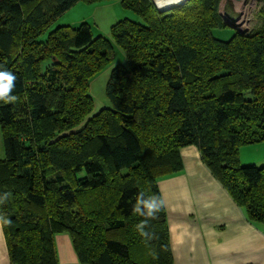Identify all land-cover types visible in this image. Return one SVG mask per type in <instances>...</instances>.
<instances>
[{"label": "trees", "instance_id": "16d2710c", "mask_svg": "<svg viewBox=\"0 0 264 264\" xmlns=\"http://www.w3.org/2000/svg\"><path fill=\"white\" fill-rule=\"evenodd\" d=\"M0 0V70L15 77L0 101V216L9 264H59L54 236L69 235L77 264H173L166 211L134 208L161 195L195 146L246 219L264 225V163L242 165L239 148L264 141V0L256 24L222 40L220 0L159 11L119 0L142 21L110 27L125 64L114 66L111 106L90 116V78L113 59L112 42L88 23L57 19L78 2ZM53 23L58 26L39 39ZM147 220L141 236L136 225Z\"/></svg>", "mask_w": 264, "mask_h": 264}, {"label": "crops", "instance_id": "0c3cea01", "mask_svg": "<svg viewBox=\"0 0 264 264\" xmlns=\"http://www.w3.org/2000/svg\"><path fill=\"white\" fill-rule=\"evenodd\" d=\"M180 153L183 170L158 182L173 264H264V225L246 219L195 146H185ZM3 156L0 134V159ZM256 162L262 164L264 156L251 164ZM54 242L59 264L78 263L69 235L57 234ZM0 264H9L2 228Z\"/></svg>", "mask_w": 264, "mask_h": 264}, {"label": "rangeland", "instance_id": "374dc122", "mask_svg": "<svg viewBox=\"0 0 264 264\" xmlns=\"http://www.w3.org/2000/svg\"><path fill=\"white\" fill-rule=\"evenodd\" d=\"M226 3L234 5L236 10L246 11V18L250 19L247 26H250L252 23L251 27H253L256 24V13L259 4L256 0H220V14ZM237 5L239 6V9H237ZM123 18H128L134 21L136 20L142 23L141 19L134 12L123 8L120 5L119 0H108L93 4L78 2L57 19V24L67 23L74 27L82 22L88 23L94 37L102 36L112 42L114 51L113 59L89 80L88 94L93 99V109L90 116L101 108L111 106L105 94L106 83L112 68L118 64L124 65L125 59L123 50L112 40L110 27L116 21ZM57 24H51L39 39H45L48 33L58 26ZM235 31L236 29L234 27L227 24L226 27L213 29L212 34L218 39L227 40ZM239 156L242 165H250L252 161L261 159L264 156V141L241 146L239 148ZM256 163H258L257 167H259L262 166L264 162L262 164H259L260 162Z\"/></svg>", "mask_w": 264, "mask_h": 264}, {"label": "clouds", "instance_id": "9594fccd", "mask_svg": "<svg viewBox=\"0 0 264 264\" xmlns=\"http://www.w3.org/2000/svg\"><path fill=\"white\" fill-rule=\"evenodd\" d=\"M176 2H178V0H156V4L159 7H162L164 3ZM15 79L16 77L11 72L0 70V101L14 102L16 100V97L10 94L15 87ZM4 199H6V197L0 198V203H3ZM162 203V201L154 196L144 198L143 194L141 193L137 198L134 211L140 216L154 218L156 213L161 210ZM10 223V220L0 216V228ZM146 225L147 220L138 223L135 227L137 231L140 232L141 236L150 238L151 234L145 231Z\"/></svg>", "mask_w": 264, "mask_h": 264}, {"label": "water", "instance_id": "95a60500", "mask_svg": "<svg viewBox=\"0 0 264 264\" xmlns=\"http://www.w3.org/2000/svg\"><path fill=\"white\" fill-rule=\"evenodd\" d=\"M185 1H186V0H182V2H180V3H178V4H175V5H172V6L165 7L164 10H168V9H171V8H174V7H177V6H180V5H182ZM159 10H160V9H159ZM164 10H163V11H164ZM160 11H162V10H160ZM230 12L233 13L232 19H231V20H224V21H225L228 25L234 27V26L238 25V24H237V21H238V18H239V16H240L241 12L238 11V10H236V9L234 8V5H232L231 3H226V4L224 5V7H223V11H222L221 14L224 15V14H227V13H230ZM230 15H231V14H230Z\"/></svg>", "mask_w": 264, "mask_h": 264}, {"label": "bare ground", "instance_id": "6f19581e", "mask_svg": "<svg viewBox=\"0 0 264 264\" xmlns=\"http://www.w3.org/2000/svg\"><path fill=\"white\" fill-rule=\"evenodd\" d=\"M152 2H153V4L155 5V7L159 10H164V8L165 7H168V6H172V5H175V4H178V3H180V2H182V0H178V2H176V3H164V5L162 6V7H159V6H157V4H156V0H152ZM237 9H239V6L237 5ZM159 10V11H160ZM231 14V15H230ZM232 16H233V13H227V14H224L223 15V19L224 20H231L232 19ZM234 28L236 29V31H238V32H243V33H245L244 31H241V27L239 26V25H236V26H234ZM252 28V27H251ZM247 32H249L250 30L248 29V30H246Z\"/></svg>", "mask_w": 264, "mask_h": 264}, {"label": "built area", "instance_id": "2783aa9c", "mask_svg": "<svg viewBox=\"0 0 264 264\" xmlns=\"http://www.w3.org/2000/svg\"><path fill=\"white\" fill-rule=\"evenodd\" d=\"M238 11H240L241 14H240V16L238 18L237 24L242 28L241 31L247 32L246 30H248V29L250 30L251 29L252 23H251L250 26H247V24L249 23L250 19L246 18V15H247V13H245L246 11H241V10H238Z\"/></svg>", "mask_w": 264, "mask_h": 264}]
</instances>
